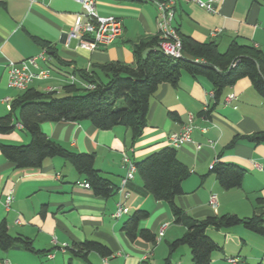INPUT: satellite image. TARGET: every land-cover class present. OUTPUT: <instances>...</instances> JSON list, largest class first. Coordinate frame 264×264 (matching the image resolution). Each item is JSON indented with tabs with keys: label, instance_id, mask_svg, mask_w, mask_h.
Listing matches in <instances>:
<instances>
[{
	"label": "crops",
	"instance_id": "obj_1",
	"mask_svg": "<svg viewBox=\"0 0 264 264\" xmlns=\"http://www.w3.org/2000/svg\"><path fill=\"white\" fill-rule=\"evenodd\" d=\"M201 1L211 2L216 10L210 12L193 1L174 0L171 26L197 41H215L220 52L237 40L252 44L264 53V0ZM81 11L80 4L74 0L0 2V116L8 112L11 100L22 92L7 85L9 63L20 62L44 50L34 39L49 42L53 50L46 52L44 59H36L38 67L49 70L48 77L34 79L28 86L60 94L69 76L76 75L78 70H95L102 75L98 71L100 64L118 61L132 65L133 44L158 33L159 11L153 2L96 0L97 13L118 17L123 25L122 33L108 45L81 47L75 38L66 41L75 16ZM216 29L217 33L212 34ZM212 96V85L207 79L186 73L176 87L160 84L149 102L146 127L135 142L129 129L123 126L99 130L88 122L61 121L42 122L40 128L50 139L70 150L93 152L95 167L115 185L116 191L125 175L122 153L136 162L153 151L171 146L169 134L179 132L191 116L192 142L176 148L178 158L189 169V175L182 182L183 193L176 197V203L198 219L225 213L264 217V204L256 203L257 198H264V141L254 144L243 137L263 129L264 97L256 92L248 78L228 86L214 107ZM210 108L208 113H203ZM15 129L23 130L17 124ZM234 138V145L225 148ZM28 139L26 132L22 137L13 131L0 133V142L4 143ZM196 144H200L199 148ZM221 150L223 153L219 154ZM214 161L242 167L241 186L222 188L209 170ZM83 181L62 158H47L40 168L20 169L0 153V221H6L11 235L28 237L35 249L44 250L39 256L49 260L46 264H192L191 257L186 263L179 257L183 252L190 256L187 246L183 245L180 252L182 246L170 251L168 245L183 234L184 226L173 222L167 203L154 200L137 174L125 184L127 198L118 189L109 197L96 196L91 188L79 184ZM10 190L12 199L6 205L5 196ZM211 195L216 197L215 207L210 204ZM119 201L128 211L115 218L113 213ZM137 209L148 211V218L141 220L139 227L155 234V244L139 237L130 240L122 230V225ZM206 233L220 247L211 254L212 264H264V235L242 226L208 228ZM85 239L106 244L112 251L111 256L101 257L90 252L87 263L65 248ZM12 252L20 256L34 254L18 246L0 250V260L23 264ZM229 258L235 261L230 262Z\"/></svg>",
	"mask_w": 264,
	"mask_h": 264
},
{
	"label": "trees",
	"instance_id": "obj_2",
	"mask_svg": "<svg viewBox=\"0 0 264 264\" xmlns=\"http://www.w3.org/2000/svg\"><path fill=\"white\" fill-rule=\"evenodd\" d=\"M177 33L181 44L180 57H168L160 50L161 38L157 33L133 44L132 65L118 61L103 63L98 67L102 75L95 70H78L74 74L78 81H68L60 94L55 90L41 91L29 86L23 89L11 100L8 112L0 116V133H10L19 124L28 134L29 141L26 144L0 142L2 156L20 169L40 168L47 158H62L89 183L94 195L109 197L118 187L115 191V185L95 167L94 153L73 151L50 139L40 128L42 122H88L99 130L123 126L129 129L131 140L135 142L146 127L149 102L160 84L168 83L176 87L183 73L203 77L211 83L212 107L218 104L224 90L241 78H248L256 92L264 97V53L259 48L233 40L225 51L220 52L215 41L200 42L189 35ZM34 40L46 52L53 50L49 42ZM211 108L203 113H208ZM171 115L174 116L173 113ZM243 137L254 144L263 142L264 127ZM235 142L236 138L225 148ZM134 164L135 174L141 178L145 190L154 200L166 202L173 222L185 228L181 236L168 244L170 251L187 246L192 264H212L211 254L220 250L219 245L206 233L208 228L222 230L242 226L264 235V217L260 214L240 217L225 213L198 219L186 213L175 199L183 193L182 182L189 175V169L178 158L176 148L162 147ZM209 170L222 188L241 186L244 175L242 167L216 161ZM256 201L257 204H264V198H257ZM148 215L144 209L133 211L122 225L128 239L139 237L151 244L156 243L153 232L139 227V222ZM18 246L36 255L45 252L35 249L30 238L11 235L6 221L1 220L0 250ZM65 248L87 263L90 252L101 257L112 254L106 244L92 239L73 242Z\"/></svg>",
	"mask_w": 264,
	"mask_h": 264
},
{
	"label": "built area",
	"instance_id": "obj_3",
	"mask_svg": "<svg viewBox=\"0 0 264 264\" xmlns=\"http://www.w3.org/2000/svg\"><path fill=\"white\" fill-rule=\"evenodd\" d=\"M8 0H0L4 2ZM33 1V0H28ZM80 4L82 11L77 13L75 21L71 30L66 35V41L75 38L78 40L79 46L86 48H96L98 46H104L112 43L118 38L123 29L121 20L114 15H100L96 11V0H74ZM146 2H153L158 11V33L160 35V50L168 57L177 58L181 56V44L177 31L171 26V20L173 17L174 0H141ZM196 2L199 6L205 8L210 12H214L216 9L211 2H203L201 0H186ZM217 29L212 34L217 33ZM46 50H42L38 55L28 57L20 62H10L8 65V82L7 85L12 88L25 89L34 79H45L49 75L48 69H41L36 63L37 58L44 59ZM70 82H77V78L74 75H70ZM86 87H91L89 84H84ZM232 95L227 97L230 99ZM19 127H21L18 124ZM191 116H189V123L185 124L179 132H173L169 134L168 139L172 147L178 148L185 142H192L190 138L191 132ZM200 144H196V148H199ZM121 161L125 168V175L121 179L118 187L123 197H128V192H124L125 184L128 180H131L136 172L134 161L127 153H122ZM216 161L209 165V169ZM80 185L89 188V183L83 181ZM12 199L11 190L5 196V204L8 205ZM210 204L215 207L216 197L210 196ZM128 211L127 207L123 205L121 201L117 203V207L113 216L115 218L121 217ZM163 225L158 232V236H162ZM48 257H52V254H48ZM230 262H234V258L228 259ZM0 264H12L7 260H0Z\"/></svg>",
	"mask_w": 264,
	"mask_h": 264
},
{
	"label": "rangeland",
	"instance_id": "obj_4",
	"mask_svg": "<svg viewBox=\"0 0 264 264\" xmlns=\"http://www.w3.org/2000/svg\"><path fill=\"white\" fill-rule=\"evenodd\" d=\"M20 90V89H19ZM10 91L11 92H13L14 91V89H10ZM17 91V90H16ZM4 107H5V105H4ZM13 132L15 133V134H17V135H21V137H22V135L25 133V131L24 130H19V129H14L13 130ZM27 134V133H26ZM28 141H29V139H28ZM28 141H25V142H20V143H7V144H26ZM4 143V142H3ZM172 223V222H171ZM169 224V223H168ZM171 225H173V226H175V224H171ZM159 244V243H158ZM161 245L162 246H164L165 244H164V241H162L161 242ZM184 248V246H182L181 248H180V252H181V249H183ZM186 249V248H185ZM189 253V252H188ZM11 254H13L14 255V258L16 259V260H18V259H21L22 260V263L23 264H46V263H48L49 262V260H46L44 257H41V256H37L36 254H29V253H21V255H23V256H20L19 254H18V252H16L15 254H14V252H12ZM25 255V256H24ZM23 259H22V258ZM180 257V259L182 258V262L183 263H186L185 261H188V260H190V256H189V254L187 255L186 253H184L183 252V255H180L179 256Z\"/></svg>",
	"mask_w": 264,
	"mask_h": 264
}]
</instances>
